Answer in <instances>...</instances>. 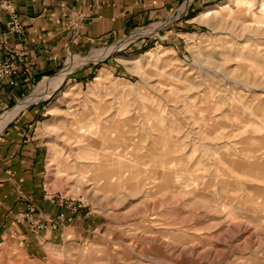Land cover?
Masks as SVG:
<instances>
[{
    "label": "rangeland",
    "instance_id": "1",
    "mask_svg": "<svg viewBox=\"0 0 264 264\" xmlns=\"http://www.w3.org/2000/svg\"><path fill=\"white\" fill-rule=\"evenodd\" d=\"M235 17L198 19L178 45L166 19L73 53L2 114L50 103L45 193L93 227L2 245L0 264H264V35Z\"/></svg>",
    "mask_w": 264,
    "mask_h": 264
},
{
    "label": "crops",
    "instance_id": "2",
    "mask_svg": "<svg viewBox=\"0 0 264 264\" xmlns=\"http://www.w3.org/2000/svg\"><path fill=\"white\" fill-rule=\"evenodd\" d=\"M6 1L12 2L20 17L21 32L7 26L10 13L2 5ZM218 1L0 0V59L14 61L19 69L14 84L0 82V117L41 79L63 68L71 54L91 51L140 26L166 19L173 27L164 42L181 44L190 33L186 28L201 29L202 23L195 19L200 11ZM147 46L141 41L133 50ZM89 70L75 74L76 85ZM49 104L15 109L0 125V247L15 242L36 252L46 243L80 237L93 227L89 217L56 204L45 193L49 154L45 122L53 114ZM63 211L66 215L59 219L58 229L41 227L42 221Z\"/></svg>",
    "mask_w": 264,
    "mask_h": 264
},
{
    "label": "bare ground",
    "instance_id": "3",
    "mask_svg": "<svg viewBox=\"0 0 264 264\" xmlns=\"http://www.w3.org/2000/svg\"><path fill=\"white\" fill-rule=\"evenodd\" d=\"M227 13L229 15V17H231L232 15H235L237 18H239V20H237L236 22L233 21L232 25H236V28L238 27L239 30H241L242 32H252V33H256V34H262L264 35V0H262L260 2V0H225L223 2L217 3L215 5H211L206 7L195 19H206L212 16H219L221 13ZM235 17V18H236ZM228 18H221L222 23H226L228 24V21H226ZM242 19V20H241ZM220 20V19H219ZM231 20V19H230ZM264 46V45H263ZM263 48V47H262ZM262 51V50H261ZM150 52V51H148ZM258 54V53H257ZM145 54H143L141 57H139L140 61L146 62L143 58ZM147 58V57H146ZM131 61L130 63L136 62L137 60H129ZM104 71V69H103ZM223 73V72H222ZM224 74V73H223ZM101 75L97 76V80L101 79ZM228 78V77H227ZM230 79V77H229ZM248 81V80H247ZM237 82V81H236ZM242 83V82H241ZM154 87H158V84H153ZM160 85V84H159ZM76 86H73L70 91H72L73 89H75ZM69 90L67 92H70ZM76 93V92H75ZM169 97V96H168ZM20 107H22V104L16 108V110H18ZM12 113L8 112L6 113L4 116H2L0 118V125H2L7 119H8V115ZM97 122V121H96ZM96 136V135H95ZM227 137V136H225ZM91 138V137H90ZM92 139V138H91ZM90 139V140H91ZM208 139V138H207ZM98 141V140H97ZM100 144V143H99ZM98 145V144H97ZM107 146V145H105ZM59 149V148H57ZM57 149L55 147H53V154L51 155V164L55 165L57 164ZM102 150V149H101ZM60 152V151H59ZM58 153V152H57ZM115 154L117 155L118 159H117V163L116 164H123L124 163V159H123V154H122V150L120 148H117V151L115 152ZM60 155V153H59ZM62 155V154H61ZM60 155V156H61ZM106 156V155H104ZM94 157V156H93ZM61 158V157H60ZM101 158V157H99ZM98 158V159H99ZM102 159V158H101ZM107 159V158H105ZM60 159L58 158V161ZM116 160V159H115ZM64 161V160H63ZM105 161V160H104ZM110 161V160H109ZM59 163V162H58ZM67 164V163H66ZM51 165V166H52ZM60 165H58L59 167ZM56 167V166H55ZM57 167V168H58ZM69 167V166H68ZM53 168V167H52ZM56 170V168H55ZM59 170V169H58ZM107 170V169H106ZM121 170V166L120 168L117 170L116 169V173H118ZM61 171V170H60ZM63 171V170H62ZM107 172V171H106ZM105 172V173H106ZM58 173V172H57ZM61 173V172H60ZM55 174V173H54ZM104 174V172H103ZM56 175V174H55ZM61 175V174H60ZM107 175V174H106ZM111 176V175H110ZM109 176V178H110ZM61 177V176H60ZM106 177V176H105ZM78 178V177H77ZM102 179V178H101ZM84 180V178H83ZM103 181V179H102ZM106 182L108 183V181L106 180ZM220 224V223H219ZM222 224V223H221ZM220 224V225H221ZM239 258V257H238Z\"/></svg>",
    "mask_w": 264,
    "mask_h": 264
},
{
    "label": "built area",
    "instance_id": "4",
    "mask_svg": "<svg viewBox=\"0 0 264 264\" xmlns=\"http://www.w3.org/2000/svg\"><path fill=\"white\" fill-rule=\"evenodd\" d=\"M2 5H5V9L10 13V19L7 23L9 30L21 32L23 29V24L20 21V17L16 10L12 8V2L6 1L3 2ZM18 70V66L14 61L10 59H0V82L7 80L9 83L14 84L16 82V74L18 73ZM63 204L64 202L62 201L61 205ZM76 208L77 207H73L72 209L76 210ZM65 215V211H63L57 217H52L42 221L40 225L44 229L56 230L59 228V219H63Z\"/></svg>",
    "mask_w": 264,
    "mask_h": 264
}]
</instances>
